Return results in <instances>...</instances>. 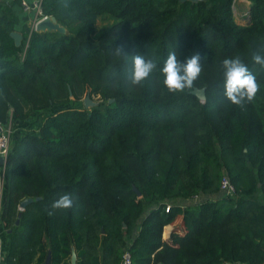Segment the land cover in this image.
<instances>
[{"label":"trees","instance_id":"trees-1","mask_svg":"<svg viewBox=\"0 0 264 264\" xmlns=\"http://www.w3.org/2000/svg\"><path fill=\"white\" fill-rule=\"evenodd\" d=\"M250 1L239 21L234 0H43L76 30L25 27L20 44L0 1V123L28 121L0 165L6 264L49 252L50 264H121L127 249L131 264L264 263V68L251 60L264 0ZM171 51L201 54L183 92L163 84ZM136 54L158 65L142 85L130 80ZM236 55L259 85L243 108L224 95L221 61ZM88 94L104 106L87 107ZM225 172L232 196L219 193ZM65 192L74 206L49 216Z\"/></svg>","mask_w":264,"mask_h":264},{"label":"clouds","instance_id":"clouds-1","mask_svg":"<svg viewBox=\"0 0 264 264\" xmlns=\"http://www.w3.org/2000/svg\"><path fill=\"white\" fill-rule=\"evenodd\" d=\"M123 46L115 49V54L123 52ZM264 47L255 49L251 53V60L264 68ZM224 77V95L237 107L243 108L250 103L259 85L255 75L249 71L247 64L238 56H228L221 61ZM158 67L155 59L136 54L132 57V73L130 76L133 85H142L149 75ZM202 71L201 54L196 51L181 61L175 51L168 53L167 58L160 68L163 75V84L170 92H183L190 89ZM75 197L71 192L59 195L50 205L48 215H54L57 211H67L74 206Z\"/></svg>","mask_w":264,"mask_h":264},{"label":"built area","instance_id":"built-area-1","mask_svg":"<svg viewBox=\"0 0 264 264\" xmlns=\"http://www.w3.org/2000/svg\"><path fill=\"white\" fill-rule=\"evenodd\" d=\"M4 1H13V0H4ZM43 0H20L19 4L22 9L33 15V25L32 30H39L37 25L40 21L44 19H52V14L47 13L44 11L42 6ZM12 139H11V130L10 128L0 123V156H2L5 160L7 159L9 150L11 148ZM3 189H4V179L0 177V264H6V251L4 245V239L2 236V229H3V222H2V212L4 209V196H3ZM219 193L222 196H232L236 193V187L232 183L229 175L225 172L221 178L220 182V191ZM171 204H167L166 210H169ZM121 264H131V253L127 249L124 253L123 260ZM223 264H232L229 262H224ZM264 264V263H262Z\"/></svg>","mask_w":264,"mask_h":264},{"label":"crops","instance_id":"crops-1","mask_svg":"<svg viewBox=\"0 0 264 264\" xmlns=\"http://www.w3.org/2000/svg\"><path fill=\"white\" fill-rule=\"evenodd\" d=\"M0 1L3 2L4 0H0ZM234 1H235L234 12H235L236 18L239 21H242L243 20L242 19L243 14H245L247 12L251 1L250 0H234ZM237 2L240 3L238 5V7L236 5ZM5 3L6 4L7 3L11 4L12 9L14 10V12L16 14L17 20H16V23H15V30L20 32V30L22 28L29 27V30L31 31L32 30V25H33V15L25 12L22 9V7L20 6V4L15 2L14 0L13 1H5ZM23 122H26V120H18L17 123L13 126L14 130H16L17 127L21 126ZM2 194L5 197L4 189H3V193ZM207 196L208 195L200 194V195H197V196H195L193 198H190V199H187V200H182V203L186 204V203H189V202L201 201V200L205 199ZM2 236H3V239H4V245H5L4 229H2ZM5 251H6V245H5Z\"/></svg>","mask_w":264,"mask_h":264},{"label":"water","instance_id":"water-1","mask_svg":"<svg viewBox=\"0 0 264 264\" xmlns=\"http://www.w3.org/2000/svg\"><path fill=\"white\" fill-rule=\"evenodd\" d=\"M37 28L39 30H46V29H57V30H64V28H61L60 24H58V20L56 16H52V19H44L42 21H40L37 25ZM11 34L14 36L16 43L20 44L23 38V34L17 30H13L11 32ZM194 92L200 97V98H205V89L202 88H195ZM91 102L90 96L89 94L85 97V104L86 106H88ZM6 163V160L0 156V165H4ZM32 200L31 197H27L25 199H23L20 202V208L23 209L30 201ZM21 214V213H20ZM17 222H19V219L17 220ZM50 257H51V252H49L47 260H46V264H50ZM77 259V254L76 251H73L72 254V263H75ZM235 264H240L239 262L235 263Z\"/></svg>","mask_w":264,"mask_h":264},{"label":"rangeland","instance_id":"rangeland-1","mask_svg":"<svg viewBox=\"0 0 264 264\" xmlns=\"http://www.w3.org/2000/svg\"><path fill=\"white\" fill-rule=\"evenodd\" d=\"M239 4H240V3L237 2V4H236L237 7H238ZM106 20H107V19H103V21H106ZM58 24H60L61 28H64V30H66V31H68V32H71L72 30H76V28H77V26H76L75 23H73L74 26H71V25H68V24L64 25V24H62L61 22L58 21ZM102 24H105V23H103V22L100 20V23H99L98 25L100 26V25H102ZM75 26H76V27H75ZM90 99H91V102H90V104H89L87 107L91 108V107H93V106H95V105H101L102 107L104 106L102 100H95V99H92V98H90ZM36 120H37V122H39V121H40V118L36 117ZM27 126H28V121L23 122L22 125L19 126V127H17L16 130H14V127H12V126H8V127L10 128V130H11V139H12L15 135H17L20 131H22L23 129L27 128Z\"/></svg>","mask_w":264,"mask_h":264}]
</instances>
